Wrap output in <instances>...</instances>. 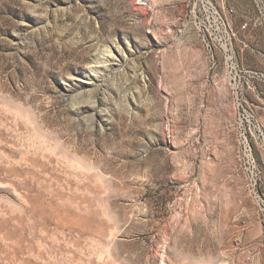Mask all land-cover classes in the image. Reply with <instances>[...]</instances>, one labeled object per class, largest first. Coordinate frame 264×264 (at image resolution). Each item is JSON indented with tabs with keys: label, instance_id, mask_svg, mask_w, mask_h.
Instances as JSON below:
<instances>
[{
	"label": "rangeland",
	"instance_id": "obj_1",
	"mask_svg": "<svg viewBox=\"0 0 264 264\" xmlns=\"http://www.w3.org/2000/svg\"><path fill=\"white\" fill-rule=\"evenodd\" d=\"M0 264H264V0H0Z\"/></svg>",
	"mask_w": 264,
	"mask_h": 264
}]
</instances>
